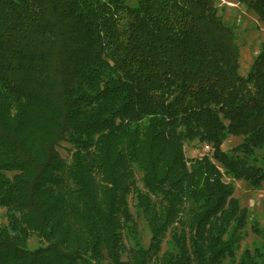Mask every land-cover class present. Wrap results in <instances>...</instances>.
<instances>
[{
  "label": "trees",
  "instance_id": "16d2710c",
  "mask_svg": "<svg viewBox=\"0 0 264 264\" xmlns=\"http://www.w3.org/2000/svg\"><path fill=\"white\" fill-rule=\"evenodd\" d=\"M263 151L264 43L240 75L214 0H0V264H264L224 181Z\"/></svg>",
  "mask_w": 264,
  "mask_h": 264
},
{
  "label": "rangeland",
  "instance_id": "374dc122",
  "mask_svg": "<svg viewBox=\"0 0 264 264\" xmlns=\"http://www.w3.org/2000/svg\"><path fill=\"white\" fill-rule=\"evenodd\" d=\"M217 10L223 21L230 25L234 30V40L239 55V74L245 75L252 60L258 53L260 46L264 43V22H259L256 16L243 5L238 4L234 0H214ZM242 141L241 137H228L222 144L221 149L228 151ZM205 152V148L196 141L185 144L184 155L190 160L199 157ZM62 154H65L62 151ZM264 154V151L262 152ZM225 182H230L234 187L233 196L237 199L239 205L245 208L249 214V220L243 231V239L236 251V259H238L244 250L253 253V248L264 247V240L255 235L251 230V224L256 222L260 230L264 233V186L253 188L242 180H232L224 178ZM165 204L159 203L158 210L164 214ZM132 210V207H131ZM136 229L134 234L143 245L148 243V233L145 225L139 219L136 220ZM6 219L4 210L0 209V225L5 224ZM250 224V225H249ZM125 245L131 244L128 239L124 241ZM39 245L35 237H31L28 241L29 248H35ZM171 240L169 237L161 245L160 255L170 248ZM227 262V261H226ZM224 262L223 264H226Z\"/></svg>",
  "mask_w": 264,
  "mask_h": 264
}]
</instances>
